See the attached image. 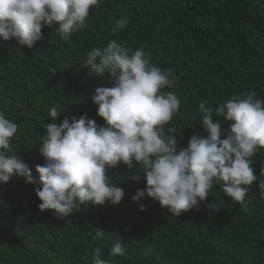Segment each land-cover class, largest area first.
<instances>
[{
    "label": "trees",
    "instance_id": "1",
    "mask_svg": "<svg viewBox=\"0 0 264 264\" xmlns=\"http://www.w3.org/2000/svg\"><path fill=\"white\" fill-rule=\"evenodd\" d=\"M125 16L127 25L114 32L115 21ZM56 27H43V38L31 49L0 39V113L17 124L10 146L33 179L27 183L13 175L0 182V264H93L96 247L111 264H264V199L258 187L264 148L251 158L257 181L245 186L246 213L225 196L222 182H214L208 198L179 217L146 195L133 201L145 178L141 172L132 180L137 168L122 163L107 173L124 191L117 204L85 203L62 219L51 210L41 212L34 191L42 186L35 166L44 163L39 143L47 123L86 114L104 126L90 96L112 81L107 73L90 76L82 64L88 50L109 40L143 48L154 66L179 77L163 89L180 101L165 126L176 129L177 151L192 135L207 136L201 101L215 108L249 90L264 101V0H99L68 40ZM57 104L61 115L53 121L48 113ZM212 119L219 120L226 138L228 123L215 112ZM97 228L118 232L125 254L110 256L114 238L93 240Z\"/></svg>",
    "mask_w": 264,
    "mask_h": 264
},
{
    "label": "clouds",
    "instance_id": "2",
    "mask_svg": "<svg viewBox=\"0 0 264 264\" xmlns=\"http://www.w3.org/2000/svg\"><path fill=\"white\" fill-rule=\"evenodd\" d=\"M93 6L98 7L99 0H0V39H15L18 46L31 49L43 38L42 28L55 23L61 39L68 40L85 24ZM127 23L126 16L117 19L113 31ZM82 66L90 76L107 73L112 81L111 87H97L90 96L104 126L86 114L72 117L71 122L65 118L47 123L39 143L44 163L35 166L42 185L34 189L41 212L51 210L63 219L85 203H119L124 191L110 182L107 173L121 163L137 168L132 180L138 181L141 172L145 178V188L136 191L133 201L146 195L179 217L206 200L214 182H222L225 196L247 212L245 186L257 181L251 158L264 148V101L256 98V92L233 95L215 108L201 101L198 107L207 136L194 134L177 151L176 129L165 127L180 107L174 92L163 91L179 79L171 68L154 66L143 48L132 50L116 40L88 50ZM59 107L49 109L53 121L61 115ZM214 112L228 123L224 139L219 120L213 122ZM17 129L0 113V182L17 175L33 183L31 169L10 146ZM260 175L264 176V167ZM258 187L264 199V180ZM109 234L114 238L109 255L123 256L124 241L118 232L97 228L93 240L108 239ZM92 256L93 264H111L101 258L100 247L92 250Z\"/></svg>",
    "mask_w": 264,
    "mask_h": 264
}]
</instances>
